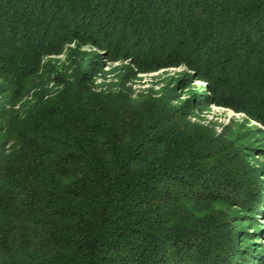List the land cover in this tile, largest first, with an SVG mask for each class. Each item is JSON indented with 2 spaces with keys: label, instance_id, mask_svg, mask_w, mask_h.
Returning <instances> with one entry per match:
<instances>
[{
  "label": "trees",
  "instance_id": "1",
  "mask_svg": "<svg viewBox=\"0 0 264 264\" xmlns=\"http://www.w3.org/2000/svg\"><path fill=\"white\" fill-rule=\"evenodd\" d=\"M103 59L188 72L135 94ZM208 102L264 128V0H0V264H264L229 214L263 169Z\"/></svg>",
  "mask_w": 264,
  "mask_h": 264
},
{
  "label": "rangeland",
  "instance_id": "2",
  "mask_svg": "<svg viewBox=\"0 0 264 264\" xmlns=\"http://www.w3.org/2000/svg\"><path fill=\"white\" fill-rule=\"evenodd\" d=\"M88 51V49H86ZM63 57H47L45 61H63ZM129 63L119 62L110 63L106 60H102L101 70H98L94 78V83L96 86L101 84L114 83L116 82V76L118 75L117 69L125 66ZM129 67L134 71L130 79L128 80L126 86L130 88L133 93H157L163 87L172 85L173 81L179 78L184 72H188L183 66L177 68H167L161 69L155 73L143 74L137 72L131 64ZM195 91H201L210 96L209 91L202 82H192L188 88L179 92L180 100H186L189 95ZM194 117L192 121L198 123L201 126H207L214 128L218 133L225 132L228 136V131L233 132V136L239 134L240 138L242 136L247 137L244 144L247 143V147H244L247 151L246 160L250 166L254 168L263 169V173L259 174V181L263 185V195H264V128L263 126L251 120L243 113H236L230 108L220 107L211 102L201 104L195 107ZM192 111V112H193ZM243 210L239 208H232L229 211L231 214L230 223L233 224L239 231L245 232L244 244L250 249V251L256 256L264 258V208L263 211H258L257 214H252L249 212H242ZM249 216V217H247ZM239 218V219H238ZM236 222V223H235Z\"/></svg>",
  "mask_w": 264,
  "mask_h": 264
}]
</instances>
